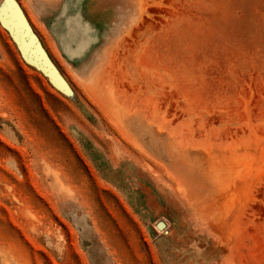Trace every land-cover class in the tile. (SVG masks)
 Masks as SVG:
<instances>
[{
	"label": "rangeland",
	"instance_id": "374dc122",
	"mask_svg": "<svg viewBox=\"0 0 264 264\" xmlns=\"http://www.w3.org/2000/svg\"><path fill=\"white\" fill-rule=\"evenodd\" d=\"M0 264H264V0H0Z\"/></svg>",
	"mask_w": 264,
	"mask_h": 264
},
{
	"label": "water",
	"instance_id": "95a60500",
	"mask_svg": "<svg viewBox=\"0 0 264 264\" xmlns=\"http://www.w3.org/2000/svg\"><path fill=\"white\" fill-rule=\"evenodd\" d=\"M157 228H158L159 230L163 229V228H164V224H162V223H158V224H157Z\"/></svg>",
	"mask_w": 264,
	"mask_h": 264
}]
</instances>
